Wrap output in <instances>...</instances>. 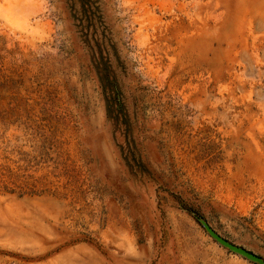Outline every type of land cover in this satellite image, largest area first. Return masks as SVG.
Masks as SVG:
<instances>
[{
	"label": "rangeland",
	"instance_id": "obj_1",
	"mask_svg": "<svg viewBox=\"0 0 264 264\" xmlns=\"http://www.w3.org/2000/svg\"><path fill=\"white\" fill-rule=\"evenodd\" d=\"M0 264H264V0H0Z\"/></svg>",
	"mask_w": 264,
	"mask_h": 264
},
{
	"label": "trees",
	"instance_id": "obj_2",
	"mask_svg": "<svg viewBox=\"0 0 264 264\" xmlns=\"http://www.w3.org/2000/svg\"><path fill=\"white\" fill-rule=\"evenodd\" d=\"M95 65H96L95 68L99 74L101 88L105 96L108 116L112 120L118 122L119 118L121 117L123 118V115H121V111H120L121 102L118 97V94H116L114 91L115 80L113 77L110 76L108 59L103 58L102 55L100 54V56L97 57V60L95 61ZM135 162L138 169L143 168L139 158H136Z\"/></svg>",
	"mask_w": 264,
	"mask_h": 264
},
{
	"label": "water",
	"instance_id": "obj_3",
	"mask_svg": "<svg viewBox=\"0 0 264 264\" xmlns=\"http://www.w3.org/2000/svg\"><path fill=\"white\" fill-rule=\"evenodd\" d=\"M204 229L206 230V232L208 233V235L215 240L220 246L224 247L225 249L229 250L232 253H235L245 259H247L248 261L251 262H260V259L257 258L255 255H253L252 253L237 247L231 243H229L228 241H226L225 239H223L222 237H220L219 235H217L214 231H212L205 223H203Z\"/></svg>",
	"mask_w": 264,
	"mask_h": 264
}]
</instances>
